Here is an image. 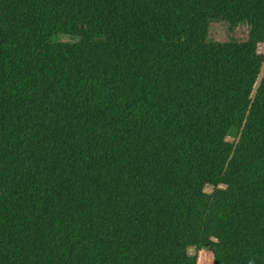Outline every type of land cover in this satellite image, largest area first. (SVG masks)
Listing matches in <instances>:
<instances>
[{"label": "trees", "instance_id": "16d2710c", "mask_svg": "<svg viewBox=\"0 0 264 264\" xmlns=\"http://www.w3.org/2000/svg\"><path fill=\"white\" fill-rule=\"evenodd\" d=\"M263 45L264 0H0V264H264Z\"/></svg>", "mask_w": 264, "mask_h": 264}, {"label": "rangeland", "instance_id": "374dc122", "mask_svg": "<svg viewBox=\"0 0 264 264\" xmlns=\"http://www.w3.org/2000/svg\"><path fill=\"white\" fill-rule=\"evenodd\" d=\"M246 31H247V27L245 25L238 26L235 30L236 35L239 37L245 36ZM211 35H212V38L215 40H222L223 41V40L228 39V26L226 24H223V23L217 24L215 27L212 28ZM262 49L264 50V45H263ZM262 74L263 73H261V77H262ZM257 87H258V85H257ZM212 190H213L212 186H210V185L206 186L207 192H211ZM196 251H197V248H195V247L190 248L191 253H195Z\"/></svg>", "mask_w": 264, "mask_h": 264}]
</instances>
